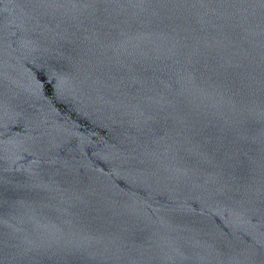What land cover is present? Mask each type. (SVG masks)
<instances>
[{"label":"water","instance_id":"obj_1","mask_svg":"<svg viewBox=\"0 0 264 264\" xmlns=\"http://www.w3.org/2000/svg\"><path fill=\"white\" fill-rule=\"evenodd\" d=\"M0 264H264V0H0Z\"/></svg>","mask_w":264,"mask_h":264}]
</instances>
